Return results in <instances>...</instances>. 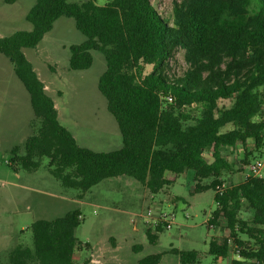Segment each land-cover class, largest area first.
<instances>
[{"label": "trees", "instance_id": "trees-1", "mask_svg": "<svg viewBox=\"0 0 264 264\" xmlns=\"http://www.w3.org/2000/svg\"><path fill=\"white\" fill-rule=\"evenodd\" d=\"M14 4L19 0H3ZM72 18L85 41L69 47L70 70L93 65L92 52L104 55L106 69L98 89L107 101L122 135L120 149L96 152L82 147L59 121L54 100L45 90L24 49L38 46L61 18ZM27 21L30 31L0 36V55L13 64L26 89L34 118L23 147L11 149L10 165L36 171L43 158L63 187L82 198L101 181L132 177L150 194L160 193L172 180L167 174L195 173L194 193L215 192L216 210L207 224L224 226L208 252L230 264H264V177L251 175L218 192L222 176L234 165L223 148H241L243 166L264 144V0H176L172 20L163 17L151 0H35ZM184 51L188 68L171 73V61ZM146 66H152L146 72ZM230 101V104H224ZM210 156L211 162L206 160ZM249 212V218L242 213ZM79 210L31 225L33 245H17L0 264L78 263L75 253L86 248L76 238ZM224 222V225L222 224ZM157 244L162 227L145 228ZM181 264H199V253L171 249ZM232 253V254H231ZM162 254L138 264H159Z\"/></svg>", "mask_w": 264, "mask_h": 264}, {"label": "rangeland", "instance_id": "rangeland-1", "mask_svg": "<svg viewBox=\"0 0 264 264\" xmlns=\"http://www.w3.org/2000/svg\"><path fill=\"white\" fill-rule=\"evenodd\" d=\"M68 1L81 3L88 0ZM109 1L97 0V4L104 5ZM174 1L151 0L158 12L169 20H172ZM34 4L35 0H19L14 4L0 0V36L30 31L32 25L26 16ZM85 39L72 18L61 17L36 48L24 49L23 52L54 100L60 123L74 135L77 143L96 152L118 150L123 145L122 135L98 89L99 78L106 69L104 55L93 51L94 61L89 69L69 68V47ZM171 68V73L177 75L186 71L188 66L183 50L177 52ZM145 71L151 72L152 66H146ZM223 103L230 104V101ZM33 118L29 95L15 75L13 64L0 55V257L3 262L7 261L8 251L17 245L32 247L31 225L35 221L53 220L69 211L79 210L82 220L76 229V238L82 244L91 245L103 264H137L146 256L158 253L162 254L159 264H181L171 249L198 252L199 264H230L234 257L232 253L229 258L216 261L208 252L209 241L225 234L226 230L222 225L210 227L207 224L217 208L215 192L194 193V171L167 174L172 183L155 197L162 201L164 211L174 213L176 224L160 234L157 244H151L142 223L139 224V233L135 234L130 222L141 210L137 200L146 193L144 186L134 178L118 176L105 179L82 198H77L78 190L63 187L49 173L47 158L42 159L36 171L16 170L10 165V151L15 146L25 145L32 132L30 121ZM262 118L264 113L256 119ZM247 148L254 152L249 165L260 161L263 167L259 175L264 177V144L255 151L253 140H249ZM222 153L234 165V170L225 172L222 180L227 185L240 182L249 166L244 172L240 169L243 166L242 149L223 148ZM206 160L211 162L210 156ZM250 216L249 212L242 213L243 218ZM110 237L121 244L120 250H110L113 242H109ZM135 245H141L142 249L134 248ZM77 253L80 254L79 263L91 257L90 250L83 245Z\"/></svg>", "mask_w": 264, "mask_h": 264}, {"label": "built area", "instance_id": "built-area-1", "mask_svg": "<svg viewBox=\"0 0 264 264\" xmlns=\"http://www.w3.org/2000/svg\"><path fill=\"white\" fill-rule=\"evenodd\" d=\"M263 164L260 161H257L253 165H249L247 167V173L245 177H249L251 175L260 176L259 172ZM228 185L223 183L221 186L217 188L218 192H222L224 188ZM210 220V219H209ZM132 225H137L138 223H142L146 228L155 229L157 227H162L165 231L171 230L173 226L176 224V217L174 213H169L164 211L159 206H149L145 210L142 209L138 213L134 214V216L130 220ZM208 222V221H207ZM91 262L100 263L99 257L92 254ZM220 260V259H219Z\"/></svg>", "mask_w": 264, "mask_h": 264}, {"label": "crops", "instance_id": "crops-1", "mask_svg": "<svg viewBox=\"0 0 264 264\" xmlns=\"http://www.w3.org/2000/svg\"><path fill=\"white\" fill-rule=\"evenodd\" d=\"M57 107V106H56ZM58 109V108H57ZM211 159V158H210ZM228 159V158H227ZM169 179V178H168ZM144 188H145V190H146V193L144 194V196L142 197V198H139L138 200H137V205H139V207H141L140 209L142 210V209H144V207L146 206V205H148V206H146V208L147 207H149V206H159V207H162L161 206V204H162V201H157V199H156V195L157 194H155V195H152V194H150V192L148 191V189L144 186ZM165 189V188H164ZM163 189V190H164ZM162 190V191H163ZM147 203V204H146ZM137 211V210H136ZM140 211V210H139ZM139 211H137L136 213H138ZM139 224H141V223H138L137 225H132L133 226V232L135 233V234H138L139 233V231H140V225ZM143 226V228L145 229L146 227H144V225H142ZM159 240V239H158ZM110 241H113L112 242V244H111V246H110V250L113 252H115V251H117V250H120L121 249V244L117 241V239L116 238H114V237H110L109 238V242ZM134 248H136V249H138V250H141L142 249V246L141 245H135L134 246ZM87 250H90V252H91V255L92 254H94V255H96V256H98V254L97 253H95L94 251V248L91 246V245H89L88 244V247H87ZM79 253V252H78ZM76 254L75 253V260L77 261V259H79V257H80V254ZM91 257L89 256L88 258H85L84 260H83V262L82 263H84L85 261H88V263L87 264H103L101 261H100V263H93V262H91V259H90ZM139 262V261H138ZM79 263V262H78ZM138 264V263H137Z\"/></svg>", "mask_w": 264, "mask_h": 264}]
</instances>
